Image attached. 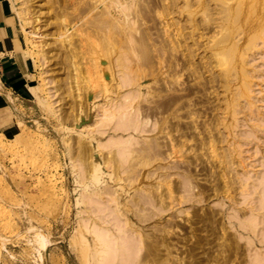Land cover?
<instances>
[{
	"label": "rangeland",
	"instance_id": "374dc122",
	"mask_svg": "<svg viewBox=\"0 0 264 264\" xmlns=\"http://www.w3.org/2000/svg\"><path fill=\"white\" fill-rule=\"evenodd\" d=\"M0 3V264H264V0Z\"/></svg>",
	"mask_w": 264,
	"mask_h": 264
},
{
	"label": "bare ground",
	"instance_id": "6f19581e",
	"mask_svg": "<svg viewBox=\"0 0 264 264\" xmlns=\"http://www.w3.org/2000/svg\"><path fill=\"white\" fill-rule=\"evenodd\" d=\"M165 84H166V83H165ZM6 94H7V93H6ZM7 95H8V94H7ZM4 98H6V101H8V102L10 103V99H11V98H10L9 96H6V95H5ZM3 100H4V99H3ZM11 101H12V100H11ZM11 103H12V102H11ZM164 105H166V104H164ZM164 105H163V106H164ZM11 107H12V109H13L14 106L11 105ZM14 108H15V107H14ZM119 109L121 110L122 107L119 108ZM124 109H125V108H124ZM117 110H118V109H117ZM120 110H119V111H120ZM14 111H15V110H14ZM129 116H131V115H129ZM122 118H124V116H122ZM122 118L120 119V120H122V122L119 121L120 124L122 123L121 126L123 125V123H124L125 121H127L126 119H127L128 117L125 118V121H123L124 119H122ZM130 118H132V117H129L128 120H129ZM129 121H131L132 123L134 122L133 119H132V120L130 119ZM131 122H130V123L127 122V123H129V126L132 125ZM134 124H136V122H134ZM125 125L128 126V124H126V122H125V124H124L123 126H125ZM123 126H122V127H123ZM127 126H126V127H127ZM129 126H128V127H129ZM132 126H133V128H135L136 125H132ZM132 126H131V127H132ZM129 128H130V127H129ZM118 144H119V143H118ZM118 144H116V145H118ZM119 146H121V144H120ZM119 146H118V147L116 146V147L119 148ZM120 148H121V147H120ZM116 150H117V149H116ZM120 150H122V148H121ZM116 152H118V150H117ZM121 152H122V153H121ZM119 153L121 154V155H119L120 157L124 156V157L121 158V159H126V158H125V155H124V154H126L125 151H124V152H123V151L118 152L117 155H116L117 157H118V154H119ZM123 153H124V154H123ZM118 158H119V157H118ZM119 159H120V158H119ZM121 159H120V160H121ZM120 160H119V161H120ZM122 161H123V160H121V162H122ZM123 162H124V161H123ZM250 223H253V222H252V221L248 222L249 225H250ZM248 224H247V225H248ZM250 226H251V225H250ZM252 226H253V224H252ZM252 226H251L250 228H253ZM90 227H91V226H90ZM90 227H89V228H90ZM247 228H248V226H247ZM90 229H92V227H91ZM94 229H95V228L93 227V230H92L93 232L91 231L92 234H91V233H90V234L93 235V234L96 232V233H95L96 236H95V234H94V237L97 238V240L101 243V246H102V248H101L100 245H99V247H100L101 249H100V250H99V249L97 250L98 252L100 251L99 253H101V255H100V256L98 255L100 259H98V261H97L96 264H102V263L105 264V263H107V259H105L106 261H104V257L107 258V256H109V258H110V257L112 258V257H115V256H116V258H117V255H118V254L116 253V248H117V247L114 246V244H112V243L115 242V239H114L113 242H111V241H112V240H111V241H110L111 243H110V242L108 241V240L111 238V235H110V236L108 237L109 239L107 238L108 240L105 239L106 241H104L103 239L105 238L104 236L106 235L107 232L104 233L105 235L102 234L103 237H104V238H103V237H101V232H100L101 230L99 229V231H94ZM36 234H37V233H35L34 236H35ZM108 235H109V233H108ZM41 236H42V235H41ZM41 236H40V235H39V236L37 235V236H35L36 238L34 239V242L37 243L36 246H38V251H39V249H41L40 251H42V250L45 248V244L47 243V242L44 243V238H42ZM43 236H44V235H43ZM94 237H93V240H94ZM118 238H119V240H120L121 237L119 236ZM45 239H46V238H45ZM35 240H36V241H35ZM46 240H47V239H46ZM46 240H45V241H46ZM97 240H96V241L94 240V241L97 242ZM119 240H118V241H119ZM123 240H124V239H123ZM123 240H122V241H123ZM128 240H129V239H126L127 242L124 243V246H125V247H127L130 243L132 244V241H129V242H130V243H129ZM107 241L111 244V246L113 245V248H114L115 251L113 250L112 252H114L113 254H114L115 256H113V254L111 253V251H109V250L111 249V248H110L111 246L108 245L109 243H108ZM99 242H97V243H99ZM106 242H107L108 244H107ZM119 242H120V243L116 242V243H118V244H116V245L121 244V241H119ZM104 243H106V245H105ZM128 243H129V244H128ZM47 244H48V243H47ZM47 244H46V245H47ZM126 244H128V245H126ZM133 244H134V242H133ZM133 244H132V245H133ZM107 245H108V246H107ZM105 246H106L107 249L105 248ZM109 246H110V247H109ZM134 246H135V245H133V247H134ZM108 247H109V248H108ZM115 247H116V248H115ZM128 247H129V246H128ZM131 247H132V246H131ZM104 248L106 249V252H108V251H109V252H108V253H106V252L104 253V251H105ZM113 248H112V249H113ZM119 248H120V249H119ZM119 248L117 249V250H119L118 253H119L122 249H124L123 253H121V252H120V253H121V254H125V248H123V247L121 248V245H120ZM129 248H130V247H129ZM129 248H128V249H129ZM96 249H97V248H96ZM108 249H109V250H108ZM112 249H111V250H112ZM128 249H127V250H128ZM93 250H94V249H93ZM93 250H91V253H92ZM107 250H108V251H107ZM130 250H131V251H130ZM130 250H129L130 252L127 251V252H129V255H130V253H131L130 256L126 253V254H127L126 256H128V258L131 259V260H128L129 262L127 261L128 264H132V263H133V260H134V258L131 257V256H132V253H133V252H132V248H131ZM36 251H37V247H36ZM38 251H37V252H38ZM84 251H85V250H84ZM95 251H96V250H95ZM97 251H96V252H97ZM37 252H36V253H37ZM44 252H46V251H44ZM85 252H86V251H85ZM87 252H88V250H87ZM42 253H43V252H42ZM103 253H104V254H103ZM110 253H111L112 256L108 255V254H110ZM120 253H119V255H118V258H119V259H120V258H121L122 260L127 259L125 255H123V256L125 257V258H124L123 256L120 255ZM43 254H44V253H43ZM45 254H46V253H45ZM85 254H87V253H85ZM85 254H84V255H85ZM88 254H89V252H88ZM88 254H87V255H88ZM94 254H97V253H94ZM94 254H93V255H94ZM106 254H107V255H106ZM116 254H117V255H116ZM37 255H38V253H37ZM40 255H41V254H40ZM87 255H86V257H88ZM93 255H92V257H94ZM104 255H105V256H104ZM89 256H90V259H91V254H89ZM120 256H121V257H120ZM38 257H39V256H38ZM41 257L43 258V256H41ZM86 257H85V258H86ZM39 258H40V257H39ZM42 258H41V259H42ZM97 258H98V257H97ZM123 258H124V259H123ZM86 260H87V259H86ZM102 260H103L105 263H104ZM110 260H111V259H108V263H109ZM90 261H91V260H90ZM93 261H94V259H93ZM88 262H89V261H88ZM95 262H96V261H95ZM130 262H131V263H130ZM125 263H126V261L123 262V264H125ZM93 264H94V263H93ZM109 264H110V263H109Z\"/></svg>",
	"mask_w": 264,
	"mask_h": 264
},
{
	"label": "crops",
	"instance_id": "0c3cea01",
	"mask_svg": "<svg viewBox=\"0 0 264 264\" xmlns=\"http://www.w3.org/2000/svg\"><path fill=\"white\" fill-rule=\"evenodd\" d=\"M10 28L11 26L8 24V18L0 3V43L5 42V39L8 38Z\"/></svg>",
	"mask_w": 264,
	"mask_h": 264
}]
</instances>
